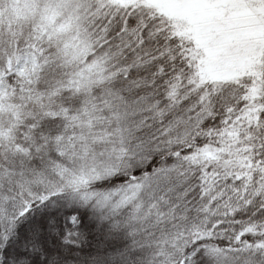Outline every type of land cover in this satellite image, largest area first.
Here are the masks:
<instances>
[{
    "label": "snow or ice",
    "instance_id": "snow-or-ice-1",
    "mask_svg": "<svg viewBox=\"0 0 264 264\" xmlns=\"http://www.w3.org/2000/svg\"><path fill=\"white\" fill-rule=\"evenodd\" d=\"M0 264H264V0H0Z\"/></svg>",
    "mask_w": 264,
    "mask_h": 264
}]
</instances>
